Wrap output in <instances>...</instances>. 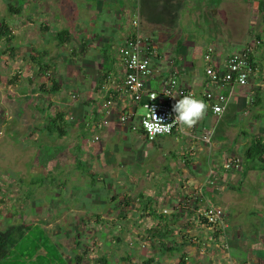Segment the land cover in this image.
<instances>
[{"label":"crops","instance_id":"0c3cea01","mask_svg":"<svg viewBox=\"0 0 264 264\" xmlns=\"http://www.w3.org/2000/svg\"><path fill=\"white\" fill-rule=\"evenodd\" d=\"M109 1H115L116 10L111 8ZM224 1L212 13L214 5L211 0H88L78 7L75 5L77 9H73L77 12L74 15L72 11L70 17L72 21V16L79 22L87 21L90 27L95 22H100V26L106 25L109 23L106 19L110 20L109 26L120 31L121 45L134 32L150 37L157 48L158 57L153 62L154 73L146 80V85L152 90H161L164 80L176 72L182 86L201 95L210 88L205 75V67L210 62L204 58L208 49L213 48L210 64L223 68L226 58L239 49L225 51V48L232 43H240L242 49L251 41H241L244 37L241 38L240 34L236 36V32L229 35L227 28L231 25L227 22L221 23L220 29L214 32L216 44L209 43L205 48L197 47L190 39V32L177 30V24L180 18L185 17L195 19L197 26H202L208 14L210 17L212 14L217 16L222 12L221 9H226L234 17L240 12L235 10L236 6H241L243 10V4L246 7L247 0L238 4L236 0ZM119 2L121 6L117 7ZM60 3L61 0H55L52 5L53 23L48 31L56 32L55 38L58 31L69 32L64 43L57 39L59 45L70 42L72 36L76 38L80 45L81 52L78 53L82 56L83 67L91 72L88 76L84 70L83 74L80 69L74 71L78 80L73 79L72 84H68L72 99L69 106L74 107L76 99L78 103L75 109L68 107V110L70 114L73 111L83 113L82 122L75 123V126L83 129L81 137L87 129H95V132L104 136L105 146L113 143V137L121 138L113 143L116 178L121 181L122 186L121 194H117V204H136L137 213L133 214L146 218L144 228H140L139 223L135 222L137 217L132 219V236L122 239L126 244L129 241L131 246L127 245V252L116 258V264H264L262 38L255 35L258 40L250 45L255 71L249 83L245 86L234 84L217 89L228 96L223 113L216 115L207 107L204 117L192 128L179 125L172 134L148 141L139 127L143 112L140 104L122 90L125 69L119 56L121 45H118V54L114 58L107 53L91 54L88 57L87 53H92L91 48L102 46L103 43L104 46L113 38L103 34L94 35L90 33L92 28L88 31L77 21L73 22L74 25L69 24L65 20L66 16L59 11ZM104 8L106 12L103 19H99L98 14ZM127 14L130 16H127L125 25L121 20ZM135 18L138 20L137 28L132 24ZM260 42L261 45H258ZM43 64H47V68L51 67L48 62L44 61ZM80 76L83 77L81 85L76 82ZM87 78L89 82L86 81ZM61 90L63 89L58 92ZM48 91L55 92L50 88ZM77 97H81L80 100ZM239 125L242 129L238 131L236 129ZM94 139L99 138L97 136ZM256 145L261 149L260 152L255 148ZM108 151L113 153L112 150ZM236 158L239 159L237 167H224L227 160ZM151 164L153 167L144 170V166ZM78 166L82 165L78 163ZM253 185L257 187L256 192L260 193L259 196L256 195V204L254 200L257 218L232 220L229 208L233 205L241 207V201L244 202L246 198L233 193L236 189L241 194L250 193ZM89 200L95 204L104 202L98 197L91 199V196ZM110 200L114 201L116 198L112 196ZM208 205H219L224 210L228 223L224 233L200 218V210ZM122 210L120 218L124 220ZM245 238H250V241ZM237 246L239 251L233 256L231 249L234 250Z\"/></svg>","mask_w":264,"mask_h":264},{"label":"rangeland","instance_id":"374dc122","mask_svg":"<svg viewBox=\"0 0 264 264\" xmlns=\"http://www.w3.org/2000/svg\"><path fill=\"white\" fill-rule=\"evenodd\" d=\"M54 1L0 0V22L5 21L9 25L12 35L8 41L0 39V229L12 223L38 224L58 243L69 264H116V258L127 252V245L131 246L129 241L126 244L122 239L131 238L132 219L137 217L135 222L144 228L146 218L133 214L137 213L136 204H117V194H121L122 186L116 178L114 144L121 138L113 137L111 141L114 144L105 146L104 136L95 129H87L81 137L83 129L75 126V123L82 122L83 113L73 111L70 114L68 110L75 109L78 103L76 99L75 106H69L72 99L68 84H72L73 79L78 80L74 71L80 69L82 73L84 70L88 76L91 72L83 67L76 38L72 36L70 42L59 45L54 37L56 32L48 31L53 23ZM83 1L88 0H61L59 11L66 16L69 24L74 25L73 22L77 21L88 31L92 28L90 33L94 35L103 34L113 38L104 46L103 43L91 48L92 53L88 52V57L102 53L116 57L118 45H121L120 31L109 26L110 20L105 18L109 23L103 26L95 22L93 27L73 16L71 20L72 11L74 15L77 12L73 7L77 9ZM211 1L213 13L224 0ZM236 1L237 4L244 2ZM247 1L246 7L243 4V10L241 6H236L235 10L240 12L236 11L234 17L226 9H221L217 16L212 14L210 17L208 14L202 26H197L195 19L182 17L177 30H188L196 46L205 48L209 43H217L214 32L220 29L221 23L228 22L231 25L227 28L229 35L236 32V36L240 34L241 38L244 37L241 41H251L242 49L256 42L257 34L264 42V13L257 11L256 5H253L257 0ZM109 2L111 8L116 10L115 1ZM9 4L17 9L15 13L9 11ZM120 6L121 3H117V7ZM105 12L104 8L98 18L103 19ZM128 15L121 20L124 24ZM44 30L47 32L44 33ZM42 41L46 43L42 44ZM240 46V43H232L225 51L239 48L235 51L239 52L242 50ZM44 61L51 67L46 69L44 66L43 73L38 66L43 65ZM51 78H56L60 86L58 90H63L49 93ZM82 79L80 76L76 82L81 85ZM86 81L89 82V79ZM77 98L80 100L81 97ZM58 111L66 116L61 122L66 132L64 137H56L45 130L48 119ZM76 117L79 119L76 120ZM239 129H242L240 125L236 130ZM97 136L99 139L95 140ZM78 163L83 167L79 168ZM144 167L145 170L153 167V164ZM36 176L43 178L44 183L32 184L31 180ZM256 190L255 185L250 193L241 194L235 190L233 195L246 198L244 202L241 201V207L233 205L229 208L232 220L257 218L254 200L256 204V195L260 193ZM89 196L91 199L98 197L104 202L95 204L89 200ZM112 196L116 200H110ZM107 198L110 201H105ZM121 210L124 220L120 218ZM245 239L250 241V238ZM236 251H239L238 246L231 249V254L236 255Z\"/></svg>","mask_w":264,"mask_h":264},{"label":"built area","instance_id":"2783aa9c","mask_svg":"<svg viewBox=\"0 0 264 264\" xmlns=\"http://www.w3.org/2000/svg\"><path fill=\"white\" fill-rule=\"evenodd\" d=\"M135 28L138 27V20L132 21ZM211 52L209 48L204 58L211 63ZM253 50L246 47L239 52L230 54L225 61L223 68H218L213 64H207L205 75L210 84V88L198 95L192 89L182 86L179 83L176 72H173L163 82L161 90H152L146 85V80L154 73L153 62L158 57L157 48L150 37L134 32L128 36L119 48V56L125 69V79L122 90L128 93L132 99L139 103L143 112L140 115L139 127L142 129L148 141H154L162 135H170L180 125L174 119L172 105L176 100L186 95H194L202 99L212 113L219 115L224 112L228 96L217 89L224 86L238 84L245 86L249 83L254 74L255 65L252 61ZM171 93L175 98L166 96ZM155 109L157 117H163L168 123L169 131L164 134H152L145 128V122L151 121L152 110ZM219 109V111H217ZM125 119V118H124ZM207 139V137H205ZM239 159H229L224 164L226 169L237 167ZM200 218L211 227L217 228L224 233L228 227L224 210L218 205H208L200 210Z\"/></svg>","mask_w":264,"mask_h":264},{"label":"trees","instance_id":"16d2710c","mask_svg":"<svg viewBox=\"0 0 264 264\" xmlns=\"http://www.w3.org/2000/svg\"><path fill=\"white\" fill-rule=\"evenodd\" d=\"M255 5L259 11L264 12V0H257ZM8 8L11 12L17 11L12 4H9ZM11 36L9 25L5 21L0 22V39L5 38L8 41ZM56 36L61 43H64L63 40L69 36V32L58 31ZM44 66L47 69V64H43L38 66V70L44 73ZM51 82L50 90L56 91L57 81L52 79ZM63 117L62 112H56L48 119L45 130L56 137L63 136L65 133L61 123L64 121ZM255 148L259 149V152L261 151L258 145ZM262 148L264 149V144ZM31 183L39 185V183H44V180L36 176L31 180ZM60 249L58 243L52 240L46 230L38 224L12 223L6 228L0 229V264H69ZM99 259L103 262L106 261L105 258Z\"/></svg>","mask_w":264,"mask_h":264},{"label":"clouds","instance_id":"9594fccd","mask_svg":"<svg viewBox=\"0 0 264 264\" xmlns=\"http://www.w3.org/2000/svg\"><path fill=\"white\" fill-rule=\"evenodd\" d=\"M165 95L175 98L171 93ZM207 107V104L202 99L194 95H186L176 100L172 105V112L169 115L171 116L174 113L173 120L186 128H192L204 117ZM151 110V121L145 122V128L152 134L167 133L170 130L167 126L168 123L164 122L163 117H157L154 108H151Z\"/></svg>","mask_w":264,"mask_h":264}]
</instances>
